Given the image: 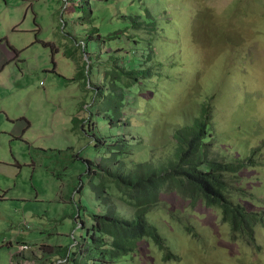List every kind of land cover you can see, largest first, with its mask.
I'll return each instance as SVG.
<instances>
[{
  "label": "rangeland",
  "instance_id": "374dc122",
  "mask_svg": "<svg viewBox=\"0 0 264 264\" xmlns=\"http://www.w3.org/2000/svg\"><path fill=\"white\" fill-rule=\"evenodd\" d=\"M7 1V8L21 4L23 8L20 10L24 9L26 13L23 12V19L12 14L7 23L0 24V46L11 26L20 24L25 37H28L26 41L31 46L23 54L26 66L29 70L37 69V60L38 65L42 64L50 71L49 80L45 73L37 79L38 83L30 84L23 94L38 92L54 98L50 102L59 106V112H55V126L57 121L60 153H33L39 166L34 179L35 188L41 192L38 199L27 197L25 201L6 206L0 203V264L67 262L58 257L45 260L40 254L38 259L22 258L12 261L10 256L14 254L10 255V252L17 251L18 245L23 242L34 248L44 244L63 243L67 255L66 251L59 254L67 258L69 254L76 252L77 244L86 236L73 220L77 216L76 204H82L90 212L103 213V210L94 207L95 198L91 188L89 189L91 180L86 176L87 166L81 161L92 162L99 157L92 137L96 130L97 134L107 138H141L146 148L153 144L157 156H167L173 152L174 130L190 124L204 108H208L212 119L221 127V132L228 130L225 124L241 121L245 117L246 121L254 124L252 130L245 133L236 129L230 135V140L227 137L228 143L222 148L214 146L222 154V159L233 156L240 159L251 154L253 149L258 150L255 153L257 159H264V0H68L67 3L66 0ZM167 6L175 12L173 17L177 25H172L171 32L175 35L167 34V42L161 44V49L164 60L178 59L170 72L175 76L179 75L182 84L179 87L174 85L170 74L166 75V81L163 82L143 79L140 81L141 86H136V92L132 91L127 95V102L136 104L130 113L141 114H123L122 122L117 123L109 106L110 91L106 89L105 98L94 94L95 90L99 92L98 87L103 84L109 86L114 76L123 73L113 65L116 56L107 53L112 44L125 40L123 34L109 36V30L119 27L124 33V28L134 22L135 15H141L147 20L148 12H160L171 19L164 14ZM8 13L11 12H4L5 15ZM26 14L30 18L25 20ZM116 17H119V21L114 19ZM157 20L160 17L157 16ZM37 28L42 44L33 47L35 39H32L31 33L35 29L37 31ZM94 28L98 32H93ZM130 34H126V38ZM81 44L87 45L86 50L79 47ZM110 55L114 61L112 69L109 66ZM120 63L127 68L129 61L122 58ZM80 64L84 66L85 72L80 75L79 81L77 65L80 67ZM37 73L40 70L34 77ZM43 82H47L45 93L39 92ZM139 87L144 90L137 93ZM235 90L239 93H235ZM75 120L80 126L78 130H75ZM37 121H43L38 130V136L42 135L39 139L47 142L52 136L49 134L50 127L46 125L47 118ZM52 124L53 120L50 119L49 125ZM157 124L159 126L156 128ZM132 142L137 143L138 140ZM153 152L150 149L149 155L144 154L145 158H154ZM138 155L139 152H136L135 158H139ZM76 156H80V159H75ZM43 163L46 164L45 169L41 167ZM52 164L54 166L50 167ZM238 173L249 191L247 196L262 199L258 190L252 193L253 187L259 185L257 173L250 169ZM258 176L264 182V173ZM74 181V185L82 193L77 195L71 192L68 197L70 205L65 207L60 203V194L67 193L64 186ZM162 198L170 211L187 206L174 194L163 195ZM113 201L119 206L123 216L129 218L133 203L117 194ZM253 202V198L244 201L250 212L257 210ZM61 209L69 214V221L59 218ZM191 210L197 216L194 217L196 232L202 238L210 239L207 244H219L221 250H217L219 248L216 246L215 249L193 241L186 228L175 223L171 226L174 232L169 233L168 240L172 246V250H169L176 258L171 259L169 264H213V258L217 261V258H224L223 256H227V259L220 264H249V247L240 248L238 245L241 243L235 242L237 239L229 240V234H224L225 230L229 231L228 226L222 223L218 212L201 206ZM85 222L91 224V217H87ZM157 227L159 232L165 231L162 226ZM9 243L12 248L5 246ZM148 248H143L144 258H141L140 264H152V257L155 255ZM231 255H239L240 261H229ZM253 255V263L264 264V252L261 256ZM162 262L168 263L169 259H163ZM116 264L135 263L129 257H124ZM156 264H159L158 260Z\"/></svg>",
  "mask_w": 264,
  "mask_h": 264
},
{
  "label": "trees",
  "instance_id": "16d2710c",
  "mask_svg": "<svg viewBox=\"0 0 264 264\" xmlns=\"http://www.w3.org/2000/svg\"><path fill=\"white\" fill-rule=\"evenodd\" d=\"M170 11L167 6L164 14L171 19H167L160 12L152 11L154 14L151 12L146 14L147 20L141 15H135L134 22L124 28V33L119 27L109 31L111 33L109 36L123 34L125 42L111 45V55L116 56V61L111 60V55L109 58L111 67L113 68L114 62V67L123 73L113 77L110 88L106 85L98 87L99 92L95 90L94 94L105 98V90L110 89L109 106L116 116L117 123L122 122L123 114L134 116L141 114L130 113L136 104L127 102V95L132 91L136 92V86H141L140 81L143 79L163 82L166 81V75L170 74L174 85L179 87L182 84V78L170 72L178 59L164 60L161 49V44L167 42V34H174L171 32L172 25H177L173 17L175 12L168 13ZM156 15L160 20H157ZM116 19L119 21V17ZM94 31L98 32V29L95 28ZM128 33L131 34L126 38L125 35ZM122 58L129 61L127 68L121 65ZM84 72V66L77 65L79 81L80 75H84ZM46 73L48 79L50 75ZM58 77L61 78V75ZM143 90V87H139L137 93ZM235 93L239 91L235 90ZM75 121V130H78L80 126L78 121ZM225 125L228 126V130L219 131L221 127L212 119L210 110L204 108L190 124L174 130L173 152L167 156L163 154L157 156L153 144L146 148L141 138L126 136L107 138L97 134L96 130L92 137L99 152V160L81 161L89 169L86 176L91 180V191L103 213L90 212L82 205L76 204V215L78 212L79 215L74 219L86 236L77 244L76 252L69 254V258L63 257L67 261L66 264H116L124 257H129L133 263L140 264L141 258H144L145 246L155 255L152 257V264H156V260L159 264H169L171 259L176 258L170 252L172 246L168 240L169 233L174 232L171 226L175 223L185 227L193 241L203 243L202 246L209 243V238H202L195 230L194 217L197 216L191 209L198 206L218 212L222 217V223L229 229L225 230L224 234H229L230 241L237 239L235 242L241 243L238 245L240 248L249 247L247 249L251 256L249 264H259L260 262H252V255L261 256L264 252V182L258 176L264 173V159L256 158L257 149H253L251 154L240 159L234 156L222 159V154L214 146L222 148L236 129L239 128L245 133L254 126L253 123L246 121V117ZM135 140L138 142L133 143ZM150 149L154 151L155 157L146 159L144 154L149 155ZM136 152H139V158H135ZM75 159L79 160L80 156H76ZM248 169L255 171L259 178V185L253 187L252 193L258 190L262 199L253 195L247 196L249 191L246 190L247 186L238 172ZM76 192L77 195L82 193L78 191V186ZM116 194L133 203L129 218L123 216L119 206L113 201ZM167 194H174L187 206L170 211L162 198ZM252 198L257 210L250 212L244 201H250ZM87 217H91V224H86ZM158 225L165 231L159 232ZM207 245L213 248L216 246L219 248L217 250H221L219 244ZM223 257L217 258V261L213 258V264H220L227 259V256ZM231 257L229 261L235 263L240 261L239 255ZM163 259H169V262H162Z\"/></svg>",
  "mask_w": 264,
  "mask_h": 264
},
{
  "label": "crops",
  "instance_id": "0c3cea01",
  "mask_svg": "<svg viewBox=\"0 0 264 264\" xmlns=\"http://www.w3.org/2000/svg\"><path fill=\"white\" fill-rule=\"evenodd\" d=\"M19 1L22 2V0ZM7 4V0H0V24L2 22L7 23L12 14L18 16L19 19H23V12L26 13V11L24 9L20 10L23 8L21 4L14 8H7ZM6 10L11 13L5 15ZM27 18L30 17L26 14L25 20ZM31 19L33 20L32 17ZM11 27L0 46V203L4 206L13 202L25 201L27 197L39 198L41 192L34 185V179L39 169L33 156L35 151L60 153L57 121L55 126V112H59V106H55L54 102H50L54 98H50L49 95H41L38 92H32L31 95L29 93L23 94V91L30 84L38 83L37 79L44 76L46 72L50 75V71L42 64L38 65L37 60V69L29 70L23 60V54L31 47L26 41L28 37H25L22 25L17 24ZM38 31L39 28L31 33L32 39H35L33 47L42 44ZM38 70H40V73H37V76L34 77ZM43 83L39 92L45 93L44 87L47 82ZM40 118H47L46 125L50 127L49 134H52V136L48 138L47 142L44 139H39L42 135L39 134L38 136L39 127L43 122L38 123L37 120ZM50 119L53 120L51 126L49 125ZM55 136H57L56 139ZM53 163L59 164V162ZM53 166V164L50 165V167ZM41 167L45 169L46 164L43 163ZM74 183L75 181L72 184L65 185L64 188L67 193L62 192L60 194V203L65 207L70 205L68 202L70 193L77 194V186ZM94 207L100 209L96 201ZM60 211L59 218H65L69 221V214L64 212L63 209ZM73 220L75 222V219ZM22 244L27 243L23 242ZM5 246L12 248L11 243ZM39 248H41V252L36 250ZM34 249L15 259H38V254L43 256L45 260L54 257L64 259L59 253H65L66 247L63 243H50ZM15 253L16 251L10 252V255Z\"/></svg>",
  "mask_w": 264,
  "mask_h": 264
},
{
  "label": "clouds",
  "instance_id": "9594fccd",
  "mask_svg": "<svg viewBox=\"0 0 264 264\" xmlns=\"http://www.w3.org/2000/svg\"><path fill=\"white\" fill-rule=\"evenodd\" d=\"M68 2V0H66V3ZM69 4L71 5V3L69 2ZM73 7L71 6V9H72ZM114 19H116V18H114ZM117 21H118V19H116ZM95 29V28H94ZM93 29V30H94ZM114 30H116V28H113L112 27V31H114ZM109 31H111V30H109ZM109 34H111V33H108V35ZM96 36V35H95ZM79 47H81L82 49H83V51L84 50H86V48H87V45L85 44H81V46L79 45ZM112 52H111V49H110V51L107 53V54H111ZM110 58V57H109ZM168 60H172V59H166V61H168ZM110 67H111V65H109ZM111 69H112V67H111ZM90 86H91V84H90ZM102 86H105V84H103ZM107 86V85H106ZM109 88H110V82H109ZM109 88H107L109 91H110V89ZM104 89H106V88H104ZM105 92H106V90H105ZM97 97H98V95H96ZM159 126V124H157L156 125V128ZM99 160V157L96 159V161H98ZM86 165V164H85ZM88 169V168H87ZM88 171H89V169H88ZM89 189H90V187H89ZM90 191H91V189H90ZM92 192V191H91ZM93 194V193H92ZM95 198V197H94ZM95 201H96V199H95ZM97 202V201H96ZM98 203V202H97ZM82 205V204H81ZM99 205V204H98ZM84 207V206H83ZM86 208V207H85ZM100 208V207H99ZM76 210H77V208H75ZM101 210V209H100ZM77 216H78V214H77ZM76 219V218H75ZM76 222V221H75ZM79 227L80 228H82L80 225H79ZM24 247H27L28 248V250L27 251H23V252H21L20 251V249L21 248H24ZM33 250H35L34 249V247L33 246H30L29 244H19L18 245V247H17V251H16V253L14 254V256H10V259L12 260V261H14L15 260V258L16 257H22L25 253H29V252H31V251H33ZM37 251H39V252H41V248H39V249H36ZM64 260V259H63Z\"/></svg>",
  "mask_w": 264,
  "mask_h": 264
},
{
  "label": "built area",
  "instance_id": "2783aa9c",
  "mask_svg": "<svg viewBox=\"0 0 264 264\" xmlns=\"http://www.w3.org/2000/svg\"><path fill=\"white\" fill-rule=\"evenodd\" d=\"M28 248L27 247H24V248H21L20 251L23 252V251H27Z\"/></svg>",
  "mask_w": 264,
  "mask_h": 264
},
{
  "label": "water",
  "instance_id": "95a60500",
  "mask_svg": "<svg viewBox=\"0 0 264 264\" xmlns=\"http://www.w3.org/2000/svg\"><path fill=\"white\" fill-rule=\"evenodd\" d=\"M78 215H79V212H78Z\"/></svg>",
  "mask_w": 264,
  "mask_h": 264
}]
</instances>
